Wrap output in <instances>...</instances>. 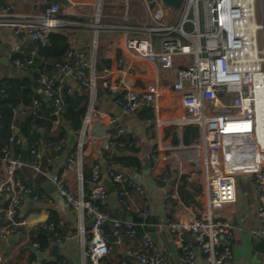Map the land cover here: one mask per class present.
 <instances>
[{"label":"built area","instance_id":"built-area-1","mask_svg":"<svg viewBox=\"0 0 264 264\" xmlns=\"http://www.w3.org/2000/svg\"><path fill=\"white\" fill-rule=\"evenodd\" d=\"M0 1L3 2L0 5V29L10 30L14 36L24 37L41 47L48 42V30L63 32L66 26H80L66 24L58 18L63 8L57 0H27L42 4L41 10L27 13L18 10L16 0ZM65 1L66 7L100 6V0ZM120 1L124 11L122 26L115 29L123 35L124 50L130 57L151 64L155 75L152 90L141 93L132 89L123 91L114 96L113 106L125 116L150 106L156 117L149 122L156 130L168 127L175 130L172 147L167 151L157 147L149 161L155 179L167 184L172 172L170 163L181 159L183 167L190 168L189 178L196 181L200 190L197 211L190 220H164L174 246L181 252L182 264H228L232 259L229 242L233 238L234 227L222 219L220 211L235 204L240 176L251 177L254 182L259 223L255 236L264 240V62L254 61L256 51H259L257 55L262 54L258 32L264 30L256 21L258 0H181L178 9L164 6L161 0ZM189 13L193 15L191 19L188 18ZM186 24H190L191 31L185 30ZM254 24L257 28L252 31L251 25ZM98 30L96 27V34ZM37 59V53L31 51L29 57L14 58L11 64L19 73L27 74L35 69ZM54 67L53 74L40 73L37 80L40 99L49 101L55 109L57 119L53 128L60 125L64 88L68 93L75 88L88 90L87 112L77 134L74 151L64 153L68 146L66 138H61L55 145L32 146L29 160L13 154L9 145L1 149L0 173L3 172L5 177L0 178V197H6V205L0 209L3 223L0 224V241H7L20 224L16 219L23 197L32 195L34 201L44 197L49 199L37 193L35 184H24L17 172L28 168L46 175L41 164L52 166L64 153L62 165L77 177L78 190H70L57 173H50L48 179L61 200L56 208L59 211L71 209L79 215L83 256L90 264H101L111 244L105 228L107 224L113 230L123 228L130 236L134 235L135 226H147L150 209L146 202L143 207H137L129 194L133 191L138 196L144 195L143 171L138 172L135 168L116 171V166L107 168V180L114 186L118 204L126 212L134 213L140 223L114 219L110 211L97 205L98 202L103 204L109 194L100 176L101 166L95 164L89 177L85 174L83 162L86 131L92 124V118L96 117L93 109L97 85L94 67L74 49H70L64 60ZM60 74L75 87L63 86ZM101 86L108 92H115L107 80ZM159 101L170 114L167 121L158 117L161 111ZM39 105L40 100L32 97L29 106L18 105L13 115H25ZM97 118H100L99 114ZM123 132V128L118 130L119 134ZM129 137L135 147L141 145L135 134L131 133ZM236 140L247 142L251 154L247 151L242 162L234 166L228 148ZM9 143L21 145L24 139L12 136ZM109 146L114 148V143L110 142ZM46 151L49 154L46 155ZM178 151L183 153L181 157L175 156ZM93 153L99 157L98 160H103V150ZM254 156L257 161L251 162ZM165 199L178 198L173 193L165 194ZM86 219L90 222L87 231L84 227ZM48 229L52 230V225ZM186 234L192 238L195 248L186 239ZM62 241L56 237L53 243L59 246ZM32 246L38 248L36 243ZM128 256L135 264H166L164 255L148 233H144L140 245ZM0 264H3L1 256Z\"/></svg>","mask_w":264,"mask_h":264},{"label":"crops","instance_id":"crops-1","mask_svg":"<svg viewBox=\"0 0 264 264\" xmlns=\"http://www.w3.org/2000/svg\"><path fill=\"white\" fill-rule=\"evenodd\" d=\"M15 4L22 13L39 11L42 8L41 2L38 1L16 0ZM123 14L124 11L121 8L120 0H100L99 8L92 5L66 7L58 15V18L66 24L80 25L78 28L66 26L62 33L67 35L70 49L82 53L86 63L93 65L97 78L96 88L102 90L100 97L98 99L94 98L93 101L96 117L92 118V124L86 131V144L83 152L85 174L90 177L92 168L98 163L101 166L100 176L102 180H107V168L113 166L111 165V156L114 153V148H110L109 146L110 142H112V129H117L118 133V130L123 128L124 132L122 134L129 136L133 133L137 136L141 141L139 147L142 163L145 158H148V156H151L155 152L157 147L166 151L172 147V137L175 136V130L172 127L158 131L149 120L138 119L136 113L125 116L113 106L114 96L123 91L132 89L141 93L154 88V67L142 60L130 57L124 50L123 35L119 30L115 29L122 26L121 17ZM68 18H73V20H69ZM84 25L93 26L94 28L87 32L82 28ZM96 27L99 28L97 34L95 33ZM79 33H82L84 40L76 38ZM95 42L96 45H94ZM0 43V80L14 78L22 81L23 79L32 78L36 69L27 74L19 73L12 66L11 61L14 58L25 59L29 57L31 51L36 52L38 45L24 37L14 36L7 29H0ZM81 48H85V50L79 51ZM38 65L37 72H40ZM46 65L45 63L43 69ZM60 79L63 86L75 87L65 77ZM106 80L110 87L115 90L114 93L102 88L101 83ZM34 89L39 94V84ZM159 103L161 104V111L158 117L167 121L170 114L165 111L163 103L160 101ZM151 112L153 117L150 121L156 117L152 108ZM97 114H99L100 118H97ZM22 116L24 115L20 113L16 115L17 118ZM102 134L104 135L103 137ZM76 138L78 137L76 136ZM238 141L241 142L240 140ZM103 146H106V148H103ZM101 149L106 156H103V160H98L99 157L93 152L96 150L102 151ZM228 149L230 150L231 164L234 166L242 162L246 151L251 154V149L247 147V144V150L241 151L236 141ZM68 151H70L68 148H64V153ZM45 153L47 155L49 151ZM64 153L61 154V159L55 161L52 166H47L44 162L41 164V168L46 175L37 174L28 168L17 172L18 177L24 184H35L37 193L42 196L46 195L49 199L44 197L34 201L32 195L23 197L19 205L18 219L20 224L16 227L15 233L7 241H0V256L3 258V264H26L29 262L39 264L42 260L49 262L56 260L57 257H61L65 264H90L84 258L82 252L81 219L79 215L71 209L64 211L57 210L56 206L59 202L48 195L43 188V184L49 180V174L55 172L64 180L70 190L77 192V177L73 172L65 170L62 165ZM182 154V152L178 151L175 153V156L181 157ZM251 159V162L257 161V157L255 156ZM180 162H182L181 159L170 163L172 172L167 184L164 185L158 182L151 169L148 177H145L142 173L141 183L144 188V195L138 196L135 192L129 191L131 199H133L137 207H143L146 202L151 215L158 218V223L149 227L152 230L148 234L164 255L166 264H182V262L181 252L174 246L172 236L164 220H190L196 214V207L198 206V203L197 205L190 203L184 206L179 201L176 188L180 178L184 177L189 183L198 188L196 181L192 177L189 178L188 173L190 172V168H184ZM4 177V173L1 172L0 178L3 179ZM253 190V203H247L237 208L236 199L235 204L226 206L220 211L222 219L230 222L234 227L233 238L229 242L232 259L228 264H261L264 261V252L256 249L260 239L255 236V232L259 229L256 214L257 196L255 185ZM173 193H176L178 199H165V194ZM199 196L196 198L197 202ZM174 203L175 205H173ZM103 204L106 205V210L110 211L112 215H120L119 210L121 207L118 204L115 192L109 193L107 200ZM5 205L6 197L0 198V209L4 208ZM49 211H54L57 214L60 220L61 234L63 235L62 243L59 246L57 245L59 251L56 257L49 254L52 246L55 245L54 243L43 253L38 252L29 243L31 231L44 226L49 217ZM129 217L132 218L129 213H126L125 219L127 220ZM88 222V219L84 222L86 231L89 228ZM1 223L2 217H0ZM193 246L195 248V245ZM133 248L134 242L131 238L117 235L112 240L109 253L102 260L101 264H105V262H109L110 264H135L128 256V253ZM32 256L34 260L29 261ZM199 259L200 256L198 254V261Z\"/></svg>","mask_w":264,"mask_h":264},{"label":"trees","instance_id":"trees-1","mask_svg":"<svg viewBox=\"0 0 264 264\" xmlns=\"http://www.w3.org/2000/svg\"><path fill=\"white\" fill-rule=\"evenodd\" d=\"M2 4L3 2L0 1V5ZM68 19L73 20V18ZM69 50L70 45L67 35L62 32L51 33L48 36V42L45 46L41 47L38 45L36 47L38 59L36 61V71L32 78L23 79L22 81L14 78H4L0 80V90L2 91L0 93V151L9 145L13 154L21 155L23 160H29V150L32 146L39 144L55 145L61 138L68 139L70 133L77 136L82 127L89 104L88 90L83 88L74 89L73 92L68 93L66 92V88L62 89V105L59 111L60 125H58L57 128H53V122L57 119L54 114L55 109L52 104L42 101L37 90L34 89L38 84V75L40 73L53 74L55 71V64L62 62ZM41 61L47 65L42 71L37 72V65ZM32 97H36L40 100L39 107L30 110L20 118L14 116L13 110L20 104L29 106ZM136 117L142 120L152 119L151 108L149 106L142 107L140 111L136 112ZM62 120H65V125H62ZM12 136H14L15 139L19 137L23 138L24 144L28 145V149H23L24 144H10L9 139ZM111 138L114 143V153L112 156L110 155L111 165L118 166L122 170L135 168L140 172L143 165L140 157V147H135L133 140L128 135L118 134L117 129L111 130ZM66 148L70 151H74L75 146H66ZM104 156H106V154ZM148 158L150 159V156H148ZM176 190L182 205L186 206L190 203L197 205L198 202L196 198L200 195V191L184 177L179 179ZM97 205L101 209L106 210V205L100 202H98ZM173 205H175V203ZM126 213L132 216V222L134 224L140 223V220L135 214L126 212L122 208L119 210L120 215L111 214V217L125 220ZM16 220L19 221V219ZM158 221L157 217L150 215L146 219L147 226L145 228H140L138 225L135 226V233L132 236L126 234L123 228L113 230L109 224H107L105 228L110 235L111 242L117 235H122L123 237L131 238L134 242L133 249H136L140 245L139 243L144 233L150 232L152 229L149 227L157 224ZM50 225H52V230L48 229ZM56 237L63 239L60 220L54 211H49V217L44 226L31 231L29 243H36L38 245V252L43 253L50 247ZM256 249L264 252V240L258 242ZM33 260L34 257L32 256L29 261ZM62 261L61 257H57L54 261L48 262L42 260L39 264H61ZM105 264L110 263L105 262Z\"/></svg>","mask_w":264,"mask_h":264},{"label":"water","instance_id":"water-1","mask_svg":"<svg viewBox=\"0 0 264 264\" xmlns=\"http://www.w3.org/2000/svg\"><path fill=\"white\" fill-rule=\"evenodd\" d=\"M57 1H58V3L61 5L62 8H65V7L67 6V3H66L65 0H57ZM161 1H162V4H163L164 6H166V7H167V6H170V7H172L173 9H178V7H179V5H180V2H181V0H161ZM82 28L88 32V31H91L92 28H94V27H93V26H89V25H84V26H82ZM58 32H59V31L56 30V29H50V30H48V32H47V36H49V34H51V33H58ZM76 38H77V39L84 40V37H83L82 33H79V34L76 36ZM84 50H85V48H81L79 51H84ZM44 65H45V63H44L43 61H41V62L39 63V65H38V70L41 71V70L43 69ZM60 77H62V74H60ZM101 94H102V90H101L100 88H96V89H95V95H94V98H95V99H98V98L100 97ZM47 103H50V102L47 101ZM62 125H65V120H62ZM16 133H17V131H16ZM75 143H76V135H74L73 133H70V134H69V137H68V140H67V144H68V146L73 147V146H75ZM23 149H24V150H27V149H28V145H27V144H24ZM150 168H151V163H150V161H149L148 158H145V159L143 160V165H142V171H143V174L145 175V177H148V176H149ZM115 170H116V171H120L121 168L117 166V167H115ZM103 185L105 186V188H106V190H107L108 193H112V192H114V186L111 184L110 181L104 179V180H103ZM43 188H44L45 192H46L48 195L52 196L56 201H58L59 203H61V200H60L59 197L57 196V194H56V192H55V187L53 186V184H52L51 181L47 180V181L43 184ZM0 198H1V197H0ZM127 220H128V221H132V218L129 217ZM87 225L89 226V225H90V222H88ZM185 237H186V239H187L189 242H191V243L194 245V243H193V241H192V238L190 237L189 234H186ZM58 249H59V248H58L57 245H53L52 248H51V250H50V252H49V254H50L51 256H55V257L58 256V251H59Z\"/></svg>","mask_w":264,"mask_h":264},{"label":"rangeland","instance_id":"rangeland-1","mask_svg":"<svg viewBox=\"0 0 264 264\" xmlns=\"http://www.w3.org/2000/svg\"><path fill=\"white\" fill-rule=\"evenodd\" d=\"M160 1V0H158ZM153 6V5H152ZM166 11V10H165ZM256 21L259 25L264 27V0H258L256 1ZM193 17L192 13H189L188 18L191 19ZM186 31H191L190 24L185 25ZM258 46L259 50L262 53L260 57L264 56V30L258 32ZM262 70H264V64H262ZM236 140L239 144V149L241 151H246V142L244 140ZM247 152V151H246ZM254 183L251 177H244L240 176L237 179V185H236V195H237V208H240L247 203H253L254 202V193H253Z\"/></svg>","mask_w":264,"mask_h":264},{"label":"bare ground","instance_id":"bare-ground-1","mask_svg":"<svg viewBox=\"0 0 264 264\" xmlns=\"http://www.w3.org/2000/svg\"><path fill=\"white\" fill-rule=\"evenodd\" d=\"M252 27V31H254L255 30V28H257V24H256V26H255V24L254 25H251ZM262 29H264V27H262ZM259 51H256V53L254 54V61H256V62H264V56H262V57H260L259 55H257V53H258ZM262 84H264V82H262ZM262 93H264V91H262ZM246 144H247V147H249V145H248V143L246 142Z\"/></svg>","mask_w":264,"mask_h":264}]
</instances>
